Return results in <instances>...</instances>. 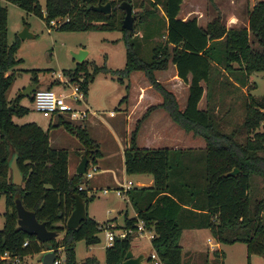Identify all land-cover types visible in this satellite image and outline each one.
Returning <instances> with one entry per match:
<instances>
[{"label": "trees", "instance_id": "16d2710c", "mask_svg": "<svg viewBox=\"0 0 264 264\" xmlns=\"http://www.w3.org/2000/svg\"><path fill=\"white\" fill-rule=\"evenodd\" d=\"M3 1L0 0V196L4 195L6 209L0 228V264H8L10 258L20 260L25 255L49 249L60 258L61 248L63 262L59 264H96L93 256L77 261L74 245L79 239L87 244L98 241V223L87 215L77 227H66V219L74 207V195L82 197L85 207L93 195H88L87 180L82 173L69 175L68 150L50 144L49 129L61 125L74 135L83 146L82 153L86 154L88 164H94L101 156L99 143L91 137L84 123H70L62 114L54 115L57 124L49 123L46 130L34 121L14 122L13 117L27 113L29 106L21 102L22 91L10 99L6 97V90L14 79L15 65L21 57L16 55L18 40L8 42L6 37L7 10ZM9 1L43 16L47 24L56 19L62 29L122 30L123 67L111 70L92 63L90 72L83 58L65 73L70 81L79 83L83 94L87 91L89 76L99 70L127 78V92L122 97L130 130L126 131L124 147L125 171L127 174L149 173L152 184L126 190L135 216H125L124 221L132 232L136 231L139 219L153 231L150 242L160 261L158 264H223L222 252L217 248L212 249L208 257L205 255L203 261L181 260L178 239L183 227L180 216L185 206L204 207V226L216 242L240 241L245 244L247 254L264 257V92L257 98L247 94L240 126L229 131L220 129L213 103L214 96H221L223 86L230 83L219 73H231L234 81L244 84L252 70L264 69V0L250 5L247 23L239 27L225 26L219 14L199 21L195 14H189L195 11L194 3L189 1L185 8L184 4L180 5L182 0H147V5L141 1L143 8L136 12L131 29L121 24L124 10L121 8V15L117 12L120 0H110L109 13L90 6L106 0H45L44 11L39 0ZM137 25L144 28V38L159 37L151 44L148 57H144L140 40L134 34ZM249 36L256 39L257 47L250 44ZM172 65L185 84L182 104L175 90L157 75ZM38 69L33 68L32 82L38 83ZM137 70L141 72L135 73ZM27 97L33 101V91ZM202 97L204 103L200 104ZM159 109H163L179 129L170 121L157 126L151 113ZM146 125L157 128L159 137L140 146L137 135ZM181 129L201 136L203 146L183 145ZM239 130L246 133L243 142L235 139ZM156 141L171 144H151ZM195 149L201 150V154H195ZM13 156L22 175L21 184L12 183L10 161ZM233 167L237 169L236 174L226 175ZM254 176L260 179L263 194L251 198ZM80 184H84L82 189L78 188ZM16 199L33 211L47 229L56 231L57 235L63 233L62 237L38 241L35 235L19 229ZM131 239V232L125 237L115 236L112 244L105 246V264H123ZM25 240L27 243L23 244ZM4 252L9 255L8 259L1 258ZM144 254L143 264H155L150 253Z\"/></svg>", "mask_w": 264, "mask_h": 264}, {"label": "rangeland", "instance_id": "374dc122", "mask_svg": "<svg viewBox=\"0 0 264 264\" xmlns=\"http://www.w3.org/2000/svg\"><path fill=\"white\" fill-rule=\"evenodd\" d=\"M141 1L147 5V0H131L133 6V12L135 13L142 10L140 6ZM186 1L194 3L193 10L189 14H195L199 21L209 19L213 15L219 14L225 26H245L247 23V9L256 0H182L180 5L185 8ZM41 7L44 11L45 0H39ZM3 3L6 6V37L8 42L15 39L18 40V47L16 49V55L21 57V60L15 65V75L11 84L6 90V97L8 99L14 97L17 93L26 88L31 83L33 74V68H39L37 70L38 86L39 87H52L56 91H70L71 84L68 75L65 70L76 66L77 61L72 51L79 48L86 50L84 58L87 60V69L92 71V63L97 65H105L108 68L116 69L124 66L125 63V43L122 38V30L119 28H95V29H62L57 26L56 23L47 24L43 16L35 14L30 11H26L20 5L4 0ZM161 5V4H160ZM185 9H183L184 11ZM119 15L122 14V9H117ZM162 13L163 10L160 9ZM200 13V14H199ZM44 14V12H43ZM124 15V14H123ZM136 19L134 18V21ZM27 26L28 30L32 33L31 36L24 38L19 37L18 32L23 26ZM150 27V26H149ZM161 27L163 24L161 22ZM144 28L137 25L134 34L138 37L141 43V51L144 57L149 56L150 47L155 38H144ZM250 44L253 47H257L258 43L254 37L249 36ZM233 64H236L233 62ZM141 70L135 71L140 73ZM222 79L229 80L230 83H226L222 88V95L214 96V109L217 115V121L222 131H229L230 129H238L244 116V101L247 94H252L255 98L264 92V69L252 70L246 77L245 83L240 84L234 81L232 74L221 72L218 74ZM228 77L230 79H228ZM55 83L50 85L51 82ZM127 78L123 74L112 73L111 71L99 70L89 76L87 83V91L84 93V99L86 104L95 111L96 115L103 117V123H107L115 120L120 116L121 111H124L125 100L122 98L127 92L126 86ZM132 89L131 95L133 94ZM183 88L177 91V98L180 104L183 103ZM21 102L29 106V111L22 116H14L13 120L16 123H25L34 121L39 124L44 130L48 129V123L50 121L49 116L42 115L39 111L34 109L32 101L27 96L21 98ZM204 103L202 97L201 103ZM83 105L81 101V106ZM110 113L116 115L111 117ZM169 116L163 109H159L151 113L152 121L156 120L157 126L164 124L168 121L174 124ZM64 119L73 124L84 123L85 121L70 120L64 116ZM125 137L126 131L130 132L126 121H124ZM133 125V124H132ZM132 125L130 127H132ZM176 126V125H175ZM177 129L178 126H176ZM65 130L64 127H58L55 131ZM106 131V129H105ZM52 132V131H50ZM107 133V131H106ZM150 133L148 125L139 130L137 135L138 145L142 146L147 144L150 140ZM183 135L182 144L192 147H202L203 138L201 136L192 135L191 133L184 132L181 129ZM251 135V133L247 134ZM246 137V133L243 130L237 131L235 136L236 141L243 142ZM73 139H76L73 136ZM155 141V140H153ZM77 146H82L77 141ZM69 148H75L74 141L69 143ZM151 144H171V143H159L153 142ZM83 147V146H82ZM110 147V146H109ZM105 144L100 143V150H108ZM195 154L200 155L201 150L195 149ZM126 180H130L133 186L137 180H142L141 176L137 174H127ZM87 186V185H86ZM106 188L107 193L103 192ZM114 187L103 186L94 189L90 188L91 192L88 195L93 197L86 203L87 215L93 218L99 225V230L96 233L98 241L87 244L84 239H79L75 242L74 251L77 261H83L87 256H93L96 259V264H105V246L107 245L106 233L107 229L117 233L119 229L123 228L128 233L131 232V246L130 250L134 255L150 250L148 240L145 237H140L130 227L125 225V216L133 215V208L130 203L127 193L122 196L116 195ZM89 190V189H88ZM263 194L261 189V181L258 177L252 178L251 198L259 197ZM5 199L4 195L0 196V228L3 227L5 211ZM118 224H114L113 222ZM63 233H59L56 238L60 239ZM210 238V237H209ZM200 240H203V247H207L205 236L201 235ZM220 250L222 252L223 264H264V257L261 255L250 253L247 254L245 250V244L240 241H233L230 243L219 242ZM214 247V246H213ZM210 248V247H209ZM60 263L63 262V249L61 248ZM205 258V252H200L193 259L194 262L203 261ZM184 262V258H182ZM41 254L39 252H33L31 254L23 256L18 261L9 259L8 264H40ZM210 260V258L208 259Z\"/></svg>", "mask_w": 264, "mask_h": 264}, {"label": "crops", "instance_id": "0c3cea01", "mask_svg": "<svg viewBox=\"0 0 264 264\" xmlns=\"http://www.w3.org/2000/svg\"><path fill=\"white\" fill-rule=\"evenodd\" d=\"M157 75L165 82V84L171 86L175 90V93L179 91V89L185 88V84L182 83V81L175 74L174 65L168 67L167 69L160 70ZM82 106H88L86 104L85 99ZM123 110L124 111H121V114L120 116H118L117 119L107 123L106 125L103 123V117L96 114H90L88 118L83 120L85 121V125L89 131V134L94 140H96L99 144L103 142V144H105L106 147L110 146L108 150H104V149L100 150L101 156L98 157L96 159V162L94 163L98 167V170L94 173L92 178L86 179L87 186L85 187L87 188L88 193L91 192L90 188H94L97 190V188L103 187L104 185L105 186L112 185L115 188L128 181L126 180L127 173L125 171V164H124V147L126 145V137L124 134L125 133L124 121H126L125 107ZM110 116L116 117V115L111 113ZM49 123L57 124V117L54 115L51 116ZM58 127H62V126L56 125L49 129L50 144L53 147H57V148L62 147L68 150V173L69 175H73L74 173H76L77 164L80 160V156L83 154L82 153L83 147L77 146L78 144L77 141L79 142V140L76 137H75L76 139H73L74 135L70 134L65 128H64L65 130L62 131H55V129H58ZM149 130L151 131L150 133L151 140L156 137H159L157 135L158 133H156L157 128L150 127ZM151 140H149L148 143H150ZM72 141H74L75 148L74 147L69 148L68 146L70 145L69 143H72ZM137 175L141 176L142 179V180H137L136 184L138 186H150L152 184L151 174L139 173ZM132 186L133 183L131 187ZM185 207L186 208L183 211L182 216H180V219L183 222V227L180 231L178 244L180 245L181 248L182 258H184L185 261L193 262L195 256L198 255L200 252H205V255L207 257L210 255L212 249L208 247L207 239H209L210 243H213L214 248L219 249L220 244L210 236L207 227L204 226L205 213H206L204 207L202 206L200 208H192L190 206H185ZM133 216H135L134 209H133V215L127 217H133ZM113 223L115 225L118 224L115 221ZM201 235L205 236L207 247H203L204 241L200 240ZM148 245L150 250L143 253L153 252V248L149 240H148ZM39 253L42 254L41 252Z\"/></svg>", "mask_w": 264, "mask_h": 264}, {"label": "water", "instance_id": "95a60500", "mask_svg": "<svg viewBox=\"0 0 264 264\" xmlns=\"http://www.w3.org/2000/svg\"><path fill=\"white\" fill-rule=\"evenodd\" d=\"M90 6L96 10H100L105 13H109L111 10V1L106 0L105 2H96L90 4ZM118 7L124 10V15L121 18L122 26L126 28H133L135 13L133 12L132 3L129 0H120L118 2ZM19 37L24 38L31 36L32 33L28 30V27L25 25L18 32ZM86 50L84 48H79L75 51H72V55L76 60H82ZM38 86V83L31 82L23 90V94L28 96L32 91ZM15 156L10 161V170H11V179L14 184H21L22 175L19 168L16 165ZM88 164V158L85 153L80 156V160L76 167V173H84L86 166ZM237 172L236 168L225 172L226 175H235ZM15 209L17 213V225L18 228L25 231L28 234H33L36 236L38 241H45L50 238L56 237L57 232L54 230L47 229L44 222H40L35 217L33 211L26 209L19 199L15 201ZM87 217L85 203L82 197L79 194L74 195V207L71 210L69 216L66 219V227L75 228ZM55 259V252L53 249L44 251L41 254L40 264H53ZM146 260V255L143 252H140L137 255H134L132 251L127 250L123 264H143Z\"/></svg>", "mask_w": 264, "mask_h": 264}, {"label": "built area", "instance_id": "2783aa9c", "mask_svg": "<svg viewBox=\"0 0 264 264\" xmlns=\"http://www.w3.org/2000/svg\"><path fill=\"white\" fill-rule=\"evenodd\" d=\"M56 23V19H51L50 24ZM50 24L48 26H50ZM81 101L84 103V94L81 90L79 83L76 81H73L71 84V90L66 91H56L52 87H39L37 86L33 90V106L34 109L39 111L44 116H53L56 114H62L65 117H67L70 120L75 121H83L86 118L89 117L90 114H96L94 110H91L88 106H81ZM112 114V113H111ZM98 170V167L95 164H87L86 169L84 171L83 176L84 179H90L93 177L94 173ZM132 185V182L128 180L126 183L121 184L118 187H115L113 190L118 196H122L124 192H126L127 189H129ZM84 187V184H80L78 186L79 189H82ZM107 189L104 188L103 192L107 193ZM138 236L145 237L147 240H151L153 237V231L150 229H147L143 223L142 220H138L136 222V231ZM128 233L125 229L121 228L117 233H114L112 230L107 229L106 233V244L110 245L112 244V241L114 240L115 236L117 237H125V235ZM27 240L24 241L23 244H26ZM208 247L210 249H213L214 245L213 243L209 242V239H207ZM151 258L154 260L155 264L160 263L159 259L156 256L155 251L150 253ZM61 257V256H60ZM1 258L8 259L9 255L7 252H4V254L1 255ZM61 258L54 259L53 264H59ZM18 261L19 259L17 257L14 258V261Z\"/></svg>", "mask_w": 264, "mask_h": 264}]
</instances>
